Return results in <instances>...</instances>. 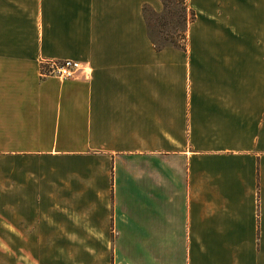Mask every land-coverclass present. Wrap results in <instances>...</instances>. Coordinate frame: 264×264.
I'll return each instance as SVG.
<instances>
[{
  "label": "crops",
  "instance_id": "crops-1",
  "mask_svg": "<svg viewBox=\"0 0 264 264\" xmlns=\"http://www.w3.org/2000/svg\"><path fill=\"white\" fill-rule=\"evenodd\" d=\"M143 6L0 0L2 259L264 264V0H185L158 49Z\"/></svg>",
  "mask_w": 264,
  "mask_h": 264
},
{
  "label": "rangeland",
  "instance_id": "rangeland-1",
  "mask_svg": "<svg viewBox=\"0 0 264 264\" xmlns=\"http://www.w3.org/2000/svg\"><path fill=\"white\" fill-rule=\"evenodd\" d=\"M144 17L147 27V34L151 41L156 45L167 44L168 41H175L182 43L185 37L186 25L189 23L193 15L185 6V0L180 2L178 0H168L166 6L160 12H153L149 8H145ZM185 19L187 22L185 23ZM25 242L24 244H28ZM46 243V242H45ZM62 243V242H55ZM3 243L0 242V246ZM7 244L15 247V242H7ZM42 249V246L39 250ZM72 252L70 246H66V251ZM13 254V253H11ZM12 255L8 254L7 258L2 259L0 253V264H14L15 260Z\"/></svg>",
  "mask_w": 264,
  "mask_h": 264
},
{
  "label": "built area",
  "instance_id": "built-area-1",
  "mask_svg": "<svg viewBox=\"0 0 264 264\" xmlns=\"http://www.w3.org/2000/svg\"><path fill=\"white\" fill-rule=\"evenodd\" d=\"M41 76H55L60 79L76 77L80 73L82 77H89V65L72 59L41 58L39 60Z\"/></svg>",
  "mask_w": 264,
  "mask_h": 264
},
{
  "label": "trees",
  "instance_id": "trees-1",
  "mask_svg": "<svg viewBox=\"0 0 264 264\" xmlns=\"http://www.w3.org/2000/svg\"><path fill=\"white\" fill-rule=\"evenodd\" d=\"M167 1L168 0H161V3H162V7L164 8L165 6H166V3H167ZM178 1H180V2H183V0H178ZM147 6H143V8H142V10H143V12H144V10H145V8H146ZM148 8V7H147ZM151 10V9H150ZM191 12V11H190ZM144 14V13H143ZM191 14H192V12H191ZM193 15V14H192ZM145 18V17H144ZM187 22V20L185 19V23ZM146 23V22H145ZM146 29H147V27H146ZM152 43H153V46L156 48V49H158V48H160V47H163V46H166V45H173V46H179V47H183V44L182 43H178V42H175V41H168L169 43H167V44H161V45H156V44H154V42L153 41H151Z\"/></svg>",
  "mask_w": 264,
  "mask_h": 264
}]
</instances>
